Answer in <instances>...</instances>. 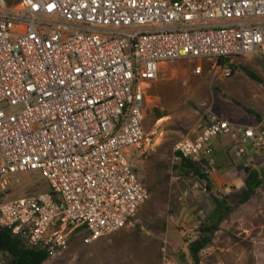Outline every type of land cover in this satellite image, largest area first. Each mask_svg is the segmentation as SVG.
I'll use <instances>...</instances> for the list:
<instances>
[{
  "label": "built area",
  "instance_id": "2783aa9c",
  "mask_svg": "<svg viewBox=\"0 0 264 264\" xmlns=\"http://www.w3.org/2000/svg\"><path fill=\"white\" fill-rule=\"evenodd\" d=\"M254 56L264 60V0H0V177L37 172L48 187L0 202V230L51 259L71 229L87 242L126 229L149 200L134 158L156 146L143 124L162 66L229 78ZM227 136L264 153L259 126L207 111L176 159L210 179L211 142ZM161 264L178 263L162 248Z\"/></svg>",
  "mask_w": 264,
  "mask_h": 264
},
{
  "label": "rangeland",
  "instance_id": "374dc122",
  "mask_svg": "<svg viewBox=\"0 0 264 264\" xmlns=\"http://www.w3.org/2000/svg\"><path fill=\"white\" fill-rule=\"evenodd\" d=\"M4 1L13 5L18 0ZM196 64L177 61L162 66L149 90L143 125L148 132L156 127V146L134 158L149 200L131 225L95 242H87L85 232L71 229L67 248L45 264H161L162 248L174 262L192 264L189 246L201 237L200 229L209 225L212 198H227L231 213L199 253L198 264H264V153L254 164L250 156L238 154L232 136L217 139L223 151L216 158L208 192L204 183L179 174L175 152L178 142L199 133L207 111L237 125L262 124L264 131V60L256 56L235 59L229 78L214 76L207 64L201 75H195ZM246 167L259 173L262 184L241 203L245 187L238 189V184L247 177ZM47 190L37 172L0 177V202Z\"/></svg>",
  "mask_w": 264,
  "mask_h": 264
},
{
  "label": "trees",
  "instance_id": "16d2710c",
  "mask_svg": "<svg viewBox=\"0 0 264 264\" xmlns=\"http://www.w3.org/2000/svg\"><path fill=\"white\" fill-rule=\"evenodd\" d=\"M8 6L12 5L9 3ZM245 73L250 79L258 81V78L252 72L245 70ZM176 169L182 177L204 183L206 191H211V181L202 173L197 164L181 158ZM244 172L247 177L244 181L245 191L241 194V203L248 201L262 184V179L257 171L246 167ZM226 200L227 198L223 200L212 198L211 202L214 205V210L209 218V225L200 229L201 237L189 246L192 264H198L199 253L210 244L211 237L217 231L218 225L231 213V208L226 204ZM76 230L85 232V227ZM85 233L87 236V232ZM0 253L7 258L6 262H0V264H45L48 261V255L45 251L26 245L21 239L15 237L11 230L7 229L0 230Z\"/></svg>",
  "mask_w": 264,
  "mask_h": 264
},
{
  "label": "crops",
  "instance_id": "0c3cea01",
  "mask_svg": "<svg viewBox=\"0 0 264 264\" xmlns=\"http://www.w3.org/2000/svg\"><path fill=\"white\" fill-rule=\"evenodd\" d=\"M222 119H224V118H222ZM226 120V119H225ZM228 121V120H227ZM231 123V122H230ZM233 124V123H232ZM235 125H237V124H235ZM240 126H248V125H240ZM252 126H259L260 128H261V130H262V127H263V125L261 124V125H252ZM263 131V130H262ZM264 132V131H263ZM219 138H224V137H219ZM219 138H215V139H213L212 140V142H211V146H212V148H213V153H214V157H215V159L217 158H219L220 157V155L222 154V151H223V147H221L219 144H218V142L216 141L217 139H219ZM237 141V143H238V150L240 149V148H243L244 150H245V154L243 155V156H250V162H252V163H254L255 164V162H258V158H260V154L262 153L261 151H259V150H255L253 147H252V144L250 143V142H248L247 144H245V145H242L241 143H240V141L239 140H236ZM216 155V156H215ZM244 182H240V184L242 185V186H240V184H238V189H241L243 186H244V184H243ZM245 187V186H244Z\"/></svg>",
  "mask_w": 264,
  "mask_h": 264
}]
</instances>
